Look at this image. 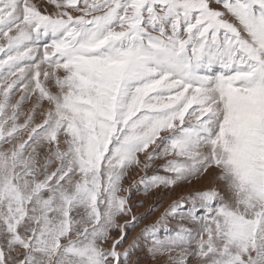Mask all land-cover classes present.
<instances>
[{
    "label": "snow or ice",
    "instance_id": "1",
    "mask_svg": "<svg viewBox=\"0 0 264 264\" xmlns=\"http://www.w3.org/2000/svg\"><path fill=\"white\" fill-rule=\"evenodd\" d=\"M145 249L264 264V0H0V264Z\"/></svg>",
    "mask_w": 264,
    "mask_h": 264
},
{
    "label": "rangeland",
    "instance_id": "2",
    "mask_svg": "<svg viewBox=\"0 0 264 264\" xmlns=\"http://www.w3.org/2000/svg\"><path fill=\"white\" fill-rule=\"evenodd\" d=\"M37 2V3H39V2H41V0H34V2ZM42 11H43V9H41ZM49 12H51L52 10H48ZM163 161H157V163H162ZM154 169H149L148 171L149 172H152ZM139 175H143V173L141 172V173H136V172H133L132 173V178L133 179H138V177H139ZM207 179H203V181H198V182H194V183H192V184H187V185H185V188H191V190H189V191H187L186 193H183V194H179V196L178 195H175L174 197L172 196L173 194H174V192H172V191H169V190H164V191H160L159 193V195H161V198L160 197H158L157 198V200H155L154 199V196L152 195V196H150V193H148V194H145L143 191H137L135 188H133V194H132V196H131V201H132V199L134 198V195H141V199L140 200H142V205L143 204H147L148 205V209L146 210V211H143L142 213H136L137 214V216H139V215H141V214H145V216H148V215H151V214H156L154 217H153V219L151 220V221H149V223L147 222V224L145 223L144 225H142V223H141V228H143L145 225H150V224H152V223H154L155 222V220L160 216V214L161 213H163L164 212V210L166 209V208H168V206L173 202V200H177V199H179L180 197H182V196H186V195H188L189 193H191V192H194V191H196V190H200V189H203V188H205V187H207L208 186V184H207V182L205 183V181H206ZM208 181V180H207ZM129 183H131V181H129ZM194 184V185H193ZM191 186V187H190ZM173 193V194H172ZM147 196H149V197H147ZM150 197H152V199L155 201H149V202H147L148 200H149V198ZM171 199V200H170ZM154 202V203H153ZM149 203V204H148ZM163 206V207H162ZM161 208V209H160ZM135 211V210H134ZM140 228V229H141ZM140 229L135 233V235L140 231ZM133 230H130V232L129 233H131ZM129 237H130V235H129ZM144 254L148 257V258H150V256L147 254V250L145 249L144 251ZM150 260L151 261H153L151 258H150ZM141 262H139V264H140Z\"/></svg>",
    "mask_w": 264,
    "mask_h": 264
},
{
    "label": "bare ground",
    "instance_id": "3",
    "mask_svg": "<svg viewBox=\"0 0 264 264\" xmlns=\"http://www.w3.org/2000/svg\"><path fill=\"white\" fill-rule=\"evenodd\" d=\"M36 2V1H35ZM48 10H53V6H51V5H49L48 6ZM207 180L205 181V183L207 182V184L208 183H210L212 180H213V177H209V178H206ZM201 181H203V179L201 180ZM194 185V184H193ZM191 187V186H190ZM189 190H191V188H185V185H181V186H178V187H176L174 190H172V192H174V194L172 195L173 197L175 196V195H178L179 196V194H183V193H186L187 191H189ZM160 191H153V192H151L150 193V196H154V199L155 200H157V198L158 197H160L161 198V195H159L160 193H159ZM147 197H149V196H147ZM141 199V195H134V198L132 199V203L134 204V210H135V213H142L143 211H146L149 207H148V205L147 204H143L142 205V200H140ZM171 200V199H170ZM149 201H154L153 199H152V197H150L149 198V200L147 201V202H149ZM155 202V201H154ZM153 202V203H154ZM150 203V202H149ZM148 203V204H149ZM163 207V206H162ZM161 209V208H160ZM157 214V213H156ZM156 214H151V215H148V216H145V219L143 220V222H142V225H144L145 223L147 224V222L149 223V221H151L152 219H153V217L156 215ZM141 224H139L138 225V227L135 229V230H133L131 233H129V235H130V237H129V239H131L132 237H134L135 236V233L141 228V226H142ZM130 232V231H129ZM138 255V257H139V262H141L140 264H156V262L155 261H151L150 260V258H148L145 254H144V252H140V253H138L137 254Z\"/></svg>",
    "mask_w": 264,
    "mask_h": 264
}]
</instances>
